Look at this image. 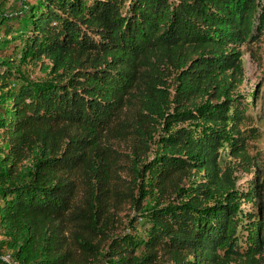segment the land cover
<instances>
[{
  "label": "trees",
  "instance_id": "trees-1",
  "mask_svg": "<svg viewBox=\"0 0 264 264\" xmlns=\"http://www.w3.org/2000/svg\"><path fill=\"white\" fill-rule=\"evenodd\" d=\"M18 20L53 78L0 73V264H264L263 220L239 214L264 180L236 178L260 173L240 88L264 0H36Z\"/></svg>",
  "mask_w": 264,
  "mask_h": 264
},
{
  "label": "rangeland",
  "instance_id": "rangeland-1",
  "mask_svg": "<svg viewBox=\"0 0 264 264\" xmlns=\"http://www.w3.org/2000/svg\"><path fill=\"white\" fill-rule=\"evenodd\" d=\"M35 1L0 0V48L7 49L14 54L10 62H8L9 59L0 58V73L11 77H22L30 81H47L53 78L51 75V65L47 61L34 64L30 61L29 56L23 52L25 29L23 22L18 20V17L23 11H28L32 5H35ZM9 19L11 21H17L18 30L7 34L4 32V26ZM242 51V64L245 77L240 90L241 93L247 96L248 101L251 103L249 113L253 116L255 126L261 132L260 139L255 143L261 153L260 159L257 161L260 173L256 174L253 172L251 174H245L240 171L236 172L237 188L239 190H248L253 185V182L264 180V38H261L250 46H243ZM1 83L3 81L0 79ZM9 83L12 82L9 81ZM1 93L2 88L0 86V96ZM120 149L123 153L127 152L125 147ZM228 160L229 158L224 159V161ZM27 165H30V163H27ZM199 181L200 176L196 173L189 181L184 183L183 189L185 191H191L197 186ZM154 198L147 199L145 204L146 210L153 207ZM240 209V216L244 212L254 213L257 217H261L264 223V209H259L256 202L241 201ZM121 216L123 217L124 227L120 231H126L128 233L129 230H124V228L128 226L130 219L137 216L136 212L126 208ZM136 229H141V226L137 225ZM0 241H3V238H0ZM4 251H7L6 255H9L12 260H15L9 250L5 249Z\"/></svg>",
  "mask_w": 264,
  "mask_h": 264
},
{
  "label": "built area",
  "instance_id": "built-area-1",
  "mask_svg": "<svg viewBox=\"0 0 264 264\" xmlns=\"http://www.w3.org/2000/svg\"><path fill=\"white\" fill-rule=\"evenodd\" d=\"M1 260L6 264H17V261L12 260L9 255L1 257Z\"/></svg>",
  "mask_w": 264,
  "mask_h": 264
}]
</instances>
